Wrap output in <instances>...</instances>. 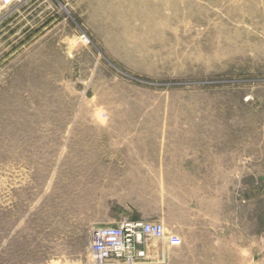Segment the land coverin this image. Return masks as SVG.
Returning a JSON list of instances; mask_svg holds the SVG:
<instances>
[{"label":"rangeland","instance_id":"rangeland-1","mask_svg":"<svg viewBox=\"0 0 264 264\" xmlns=\"http://www.w3.org/2000/svg\"><path fill=\"white\" fill-rule=\"evenodd\" d=\"M264 264V0L0 3V264Z\"/></svg>","mask_w":264,"mask_h":264},{"label":"built area","instance_id":"built-area-1","mask_svg":"<svg viewBox=\"0 0 264 264\" xmlns=\"http://www.w3.org/2000/svg\"><path fill=\"white\" fill-rule=\"evenodd\" d=\"M19 0H0L9 6ZM178 242L170 235L161 221H125L116 225L99 226L91 230L88 246V264H144L148 254V242ZM45 264H78L65 260Z\"/></svg>","mask_w":264,"mask_h":264}]
</instances>
